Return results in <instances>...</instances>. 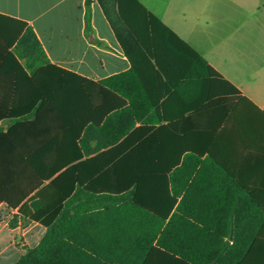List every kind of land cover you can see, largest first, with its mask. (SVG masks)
I'll use <instances>...</instances> for the list:
<instances>
[{
  "label": "trees",
  "instance_id": "1",
  "mask_svg": "<svg viewBox=\"0 0 264 264\" xmlns=\"http://www.w3.org/2000/svg\"><path fill=\"white\" fill-rule=\"evenodd\" d=\"M97 1L126 56L153 61L158 75L163 59L181 61L198 102L190 113L159 118L136 65L89 81L49 65L33 29L0 15L3 68L46 69L69 79L67 112L59 113L67 125L53 137L68 144L50 147L63 159L0 161L6 192L13 181L24 191L15 204H22L19 217L46 229L16 264H264V192L257 178L238 175L221 159L218 145L242 107H253L263 122L264 109L136 0ZM60 100L55 92L57 110ZM113 110L120 111L116 121ZM14 132L0 130V138Z\"/></svg>",
  "mask_w": 264,
  "mask_h": 264
},
{
  "label": "crops",
  "instance_id": "2",
  "mask_svg": "<svg viewBox=\"0 0 264 264\" xmlns=\"http://www.w3.org/2000/svg\"><path fill=\"white\" fill-rule=\"evenodd\" d=\"M86 1L0 0V15L22 21L33 29L49 65L92 82L127 72L136 65L159 118L190 113L188 108L198 102L197 92L192 81H184L186 70L181 61L163 59L164 73L160 75L153 69V61L140 58L133 62L126 56L98 1L93 0L88 7ZM136 1L242 96L264 109V0ZM4 64L0 61V130L2 135L11 129L15 132L10 138H0V161L30 157L52 164L63 159L50 147L68 144L53 137L54 131L67 125L59 113L67 112L63 99L69 92V79L46 69L33 73L26 70L24 74L14 67L3 68ZM168 81L176 85L169 91ZM55 92L61 98L58 110L52 103ZM116 100L113 97V102ZM245 106L226 125L219 139L220 157L230 167L239 169L238 175L257 178V191L264 192V122L253 107ZM119 112L113 110V120ZM115 121L113 124H117ZM166 124L163 120L154 127ZM140 126L138 123L135 128ZM96 144L92 140L91 145ZM251 164H256L254 173H249ZM26 175L35 177L31 172ZM8 189L11 193L6 192L0 177V264H16L26 249L36 247L46 233L41 224L19 217L22 204H15L24 191L16 187L15 181Z\"/></svg>",
  "mask_w": 264,
  "mask_h": 264
},
{
  "label": "rangeland",
  "instance_id": "3",
  "mask_svg": "<svg viewBox=\"0 0 264 264\" xmlns=\"http://www.w3.org/2000/svg\"><path fill=\"white\" fill-rule=\"evenodd\" d=\"M18 242L20 243V239H18Z\"/></svg>",
  "mask_w": 264,
  "mask_h": 264
}]
</instances>
